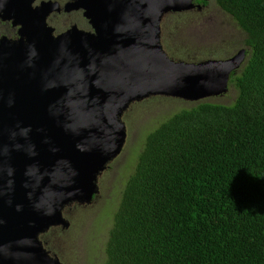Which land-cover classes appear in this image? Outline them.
<instances>
[{"label": "water", "instance_id": "water-1", "mask_svg": "<svg viewBox=\"0 0 264 264\" xmlns=\"http://www.w3.org/2000/svg\"><path fill=\"white\" fill-rule=\"evenodd\" d=\"M31 1L0 0V19L20 36L0 43V264H58L36 237L66 228L65 205L91 200L121 148L127 105L219 96L243 59L242 49L195 63L163 54L161 18L199 9L192 0H75L94 32L55 38L43 24L50 5Z\"/></svg>", "mask_w": 264, "mask_h": 264}, {"label": "trees", "instance_id": "trees-1", "mask_svg": "<svg viewBox=\"0 0 264 264\" xmlns=\"http://www.w3.org/2000/svg\"><path fill=\"white\" fill-rule=\"evenodd\" d=\"M213 2L244 34L227 79L235 96L198 100L147 132L103 264H264V0Z\"/></svg>", "mask_w": 264, "mask_h": 264}, {"label": "rangeland", "instance_id": "rangeland-1", "mask_svg": "<svg viewBox=\"0 0 264 264\" xmlns=\"http://www.w3.org/2000/svg\"><path fill=\"white\" fill-rule=\"evenodd\" d=\"M205 1L208 3L203 9L193 8L184 15L167 13L161 18L158 41L169 60H180L172 57L175 50L187 53L188 59L195 58L192 62L222 60L231 57L243 46L244 34L232 19L213 0ZM226 87L221 95L207 101L229 104L235 92L231 86L226 84ZM193 104L176 98L148 96L127 105L118 119L124 128L121 148L96 175L93 199L65 205L60 215L68 224L66 228H60V225L56 226L58 228L50 227L37 235L40 247L50 259H56L58 264H103V248L111 227V217L123 185L134 169L147 132L154 130L173 112Z\"/></svg>", "mask_w": 264, "mask_h": 264}, {"label": "flooded vegetation", "instance_id": "flooded-vegetation-1", "mask_svg": "<svg viewBox=\"0 0 264 264\" xmlns=\"http://www.w3.org/2000/svg\"><path fill=\"white\" fill-rule=\"evenodd\" d=\"M74 2L75 0H32L30 2V8L31 10H36L44 5H50L51 10L45 11L43 24L53 38L72 31L92 34L94 32L93 28L89 24L88 19L83 16V10L74 8ZM200 2L202 1L192 0V4L200 6L199 9L207 6L208 1L204 3ZM17 32L18 26H13L10 21L0 19L1 43H16L19 40ZM55 228L58 227L55 226Z\"/></svg>", "mask_w": 264, "mask_h": 264}]
</instances>
